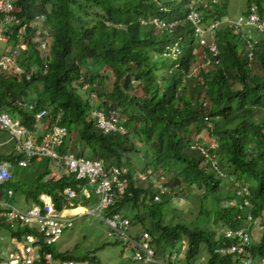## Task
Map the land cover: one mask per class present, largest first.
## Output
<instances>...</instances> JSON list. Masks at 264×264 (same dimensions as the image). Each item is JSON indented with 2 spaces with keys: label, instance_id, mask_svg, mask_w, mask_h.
Masks as SVG:
<instances>
[{
  "label": "trees",
  "instance_id": "trees-1",
  "mask_svg": "<svg viewBox=\"0 0 264 264\" xmlns=\"http://www.w3.org/2000/svg\"><path fill=\"white\" fill-rule=\"evenodd\" d=\"M252 1L260 3L264 13L263 0H247V8ZM189 4L190 0H15L17 14L27 24L28 48L21 52V64L31 70V77L26 79L24 73L19 83L16 77L0 75V109L22 117L30 128L34 113L25 105L18 108L17 99L49 109L46 121L67 128L61 150L81 155L86 147L88 157L103 159L108 168L130 166V155L137 156L139 168L129 167V188L114 206L149 232L156 258L165 257V244L187 238L186 249L165 252L177 251L176 260L188 264H196L203 254L208 261L202 264H244L240 258L234 262L231 253L220 257L212 252L232 243L217 236L216 227H245L249 213L264 222V33L257 34L253 49L248 43L240 48V35L228 24L221 23L214 32L209 27L212 20L228 14L227 0L210 1L211 7L198 0L204 32L200 37L188 19ZM37 13L45 15L46 32L39 35L30 24ZM92 92L101 110L120 113L118 124L124 132L96 127ZM204 130L209 136L219 135L217 146L195 138ZM0 132L5 148L0 161L13 164L21 155L8 145L9 133ZM46 173L31 180L24 176L19 186L35 200L38 193H48L61 207L56 192L73 180L43 181ZM153 179L167 189L158 201ZM10 185L17 188L16 180ZM180 195L185 198L182 204ZM1 230L9 228L0 223ZM262 239L250 242L251 254L246 256L264 255ZM60 256L100 264L90 253Z\"/></svg>",
  "mask_w": 264,
  "mask_h": 264
},
{
  "label": "clouds",
  "instance_id": "clouds-1",
  "mask_svg": "<svg viewBox=\"0 0 264 264\" xmlns=\"http://www.w3.org/2000/svg\"><path fill=\"white\" fill-rule=\"evenodd\" d=\"M13 4H14V0H12ZM218 2V1H215ZM253 3H257L259 6V14L261 16L262 19H264V13L261 12V5L260 3L256 2V1H252L250 2L248 8L246 9V12H244L243 15H239L237 17H232V16H228V14L223 17L222 19H214L210 22L209 27H211L213 24L217 23L215 27H213V32L215 31V28H217L221 23L224 24H228L230 27L233 28L234 33L243 36L246 35L247 38V43H248V47L252 48L255 45L256 39H254V35H253V30H255V32L258 33H264V30H260L257 29L255 27H244L242 28L240 31L236 32L234 29V22L241 18V17H246L249 12H250V7ZM197 4V2H196ZM196 4L193 5L196 8ZM263 6H264V0L262 2ZM190 8L192 10V0H190ZM205 6H210L211 5L209 3H205ZM15 7V5H14ZM190 10V11H191ZM197 10V9H196ZM15 12L17 14L16 11V7H15ZM42 13H37L36 15H39ZM200 14V13H199ZM18 15V14H17ZM34 15L31 19H30V24H31V20L36 16ZM200 18H201V14H200ZM157 20H154V22H156ZM159 24H161V22L157 21ZM108 24H110L109 22H107ZM201 23H202V19H201ZM203 24V23H202ZM27 25V24H26ZM44 25V23H43ZM207 25V26H208ZM245 29H247V33L245 34L244 31ZM27 32V29H26ZM251 34V37H248V34ZM204 34V32H203ZM27 37V35H26ZM25 44H27V47L24 49H21L20 51V58L18 59V61L11 67L7 68V69H1L0 68V75L4 76L6 78H11V77H16L19 81V83L23 82L22 77L24 75V73L26 75V79H30L31 75L28 73L30 71H26V69L22 66L21 64V52L22 50H26L28 48V40L27 38L25 39ZM13 45H15L14 42L11 43H0V57L8 51V49L12 48ZM47 49V47H46ZM45 49V50H46ZM44 52V51H43ZM47 71V66L43 68V73H46ZM87 85H84V88H86ZM2 92V87L0 86V94ZM92 97L94 99V107L91 110V114L93 116V119L95 120V125L97 128H100L97 124V113L99 111L105 113V114H109L106 113L104 110H101L98 107V102H97V98L94 95V93L92 92ZM36 102H28L25 98L20 97L19 99H17L16 104L18 106V108H22L24 105L29 107V109L32 110V112L34 113V122L32 124V127H28L23 121L24 119L20 116H12V113H10L7 110H1L0 109V113H6L9 115V117L11 118L12 122H13V126L12 127H6V128H2L0 127V130H4L6 132L9 133L10 135V141L12 143H8V145L14 146L15 151L18 153V155H21V157L18 159V161H16L13 164L10 163H5L4 161H0V167L3 168H7V170L11 173V177L5 181H1L0 182V186H3V189L0 191V202L2 204H0V223L6 225V227L9 228L8 232H9V236H10V245L9 246H14V243L12 242L13 239H20L25 241L26 235L30 234L32 235V237H34V244L35 245H40L41 249L40 251H51L54 253V255L57 257V259L59 261L61 260H74L76 262H87L88 264H96V261H91V259L89 258H63L60 255L69 251H64L59 247H56L55 244L57 242H59L64 234V232L69 229L72 228L75 224V220L81 217H84L85 215H90V213L94 214L96 218L100 219L101 221H103L109 228H108V234L109 235H113V236H117V238L119 239H123L126 240L128 242V245L132 248V249H136V253H135V258H136V254L139 253H144L145 251L143 249V245L149 246L152 250H153V257L154 260L159 264H174L177 260H176V255H177V251L173 252V253H167V257L165 255V259H159L156 258L155 256V250L156 248H154V246L151 244V235L149 234L148 231L143 230L141 228L140 232L134 236L132 235L129 231L132 228V223L133 221L131 220V217H128L125 214H122L121 211H117L115 210V204L118 201V198L122 195L126 194V191L129 188V179H128V169L125 166H117V165H110V167L108 168L105 164V162L103 161V159L100 158H91L88 157L86 155L87 153V149L85 147L83 154L79 155L77 154V152L74 151H70L69 149L67 150H61L62 145L64 144V139L66 137L67 134V128L65 126H61L58 125L57 123L54 124H50L48 123V121H46V117L49 114V109L43 107V108H36L38 106L35 105ZM31 105H33L32 107H30ZM45 111V113L41 116L38 117V114L41 111ZM118 118L120 116V113H118ZM59 119V118H58ZM56 122H58V120L55 119ZM41 122L44 123V126L46 125V127L44 128V126H41ZM102 129V128H100ZM121 129H123V132L125 131V128L122 125L118 124V120H117V128L115 130H112L114 132H121ZM103 130V129H102ZM110 132V131H108ZM78 143V142H77ZM2 144L0 143V149H1ZM199 148H203L198 146ZM203 153L206 155V157H211L213 159V165H217V162L214 160V158L212 156H210L209 152L206 150H203ZM46 160V168L43 172L47 171L45 177L43 178V181H48V182H57L59 180L65 179L66 177H70V179L73 180V184L72 185H67L65 186L63 189H58L57 190V196L61 198L63 204L60 206H57V204L54 201V198L52 195L45 193V192H41L38 193V198L37 200H35V198L32 199V195L26 194L29 201H30V206L26 209L21 208L16 206L15 204H13L11 202V198L14 196L15 191L17 188H20V184L23 182L24 176H26V173L23 171L24 168H27L29 166H33L34 163L36 161H44ZM95 160H99L102 161L104 170L108 173L111 174V171L114 172L113 168H117L118 169V173L116 175H118V179H125L127 181V186L124 189L123 192L118 193L117 197H115V200L106 205L103 206L101 208V201H102V194L100 191H98V187L99 185H101V181L102 179H98L99 177H91L89 175H85V176H80V172L83 170V164L87 161H95ZM22 169V170H21ZM150 173V171L147 172V175ZM110 174L107 176L108 179H110ZM141 177L145 178L147 177L145 174L140 173L139 174ZM12 180H16L17 183V188L15 186H11L10 182ZM156 186H158V190L159 193L156 195L155 197V201H158L161 198V195H163V193H166L167 189L164 186V184H162V182L157 181V179H153L152 180ZM113 184L116 183L115 181L112 182ZM21 189V188H20ZM67 189H71L72 191H74V195L70 196L68 195L65 190ZM9 190H11V193H9ZM246 188L243 189V191H245ZM25 192V191H24ZM95 197H94V196ZM97 199V203L96 200ZM178 201L179 203H184L185 202V198L180 195L178 196ZM87 204H93L94 207L92 209H88L87 208ZM246 204H249L248 201H246ZM47 205H51L54 209V213L63 221V227L61 229V232L57 234L52 233L51 236H56L57 238L55 240H52L51 242H48L49 238L51 236H48V234L46 233L45 230H42L38 224L39 220H36V218L32 215L31 211H36L39 210L42 214H45L46 210V206ZM12 209L21 211L25 214H27L29 217L33 216L34 219L30 220L29 222L20 220L19 218H9L8 219V215L7 217L1 215V213L10 211ZM115 215L118 216V218L120 219H124V220H128V224H127V228L124 229L125 235H121L119 233L118 230L112 228V226L110 225L109 220L110 219H114ZM249 215H251L250 213L247 216V226L245 227H241V228H229V227H224V226H218L216 227V230L218 232L217 236H222L225 237L227 239H229L230 241H232V243L228 246H221V247H216L214 248L212 254L213 255H218L220 257H225L226 255H230L229 253L233 254V261L237 262L238 258L242 259L244 261V264H259L260 262H262V258L264 257H255L253 254L251 256H246L247 253L251 254L247 249L251 246V243L248 245L244 246V250L241 251L239 249V244L235 243V239L238 241L239 243V239L237 237H235L234 235H228L229 231H236L238 229H243L245 232H247L250 236V242H260L261 240H263V236H264V222L262 220V218L257 217L256 219H253L252 215L251 218H249ZM257 219H261V229L262 233L259 237L256 236V234H254L252 232L253 230V224ZM23 228H25L26 230H22ZM147 233V236L144 237V234ZM187 238H182L180 240H177L179 242H177V244L174 246V249H186V243H187ZM8 247V246H7ZM7 247L5 249H0L1 251H5L7 249ZM166 251V249H164ZM76 254V253H75ZM142 254V255H144ZM77 255V254H76ZM92 255V254H91ZM95 255V254H94ZM80 256V255H79ZM98 258V257H97ZM99 259V258H98ZM139 261H142L144 263H150L151 261L145 262L141 259L136 258ZM100 261V260H99ZM206 261H208V257L205 256L203 254V256H201V258H199L196 261V264H202L205 263ZM101 264V261H100Z\"/></svg>",
  "mask_w": 264,
  "mask_h": 264
},
{
  "label": "built area",
  "instance_id": "built-area-1",
  "mask_svg": "<svg viewBox=\"0 0 264 264\" xmlns=\"http://www.w3.org/2000/svg\"><path fill=\"white\" fill-rule=\"evenodd\" d=\"M196 1L192 0V10L188 15V19L191 20L196 25V35H203V28L200 25L201 18L199 12L196 10L195 5ZM45 20L44 14L36 15L31 20V26L36 29L37 34L41 32H46L43 28V23ZM157 22V21H156ZM217 23L213 24L210 28L216 26ZM244 27H255L260 30H264V19L261 18L259 14V6L257 3H253L250 7V12L246 17H241L234 22V29L236 32L240 31ZM27 25L22 23L20 17L15 12V7L12 0H0V43H11L14 42L12 48L8 49L0 57V68L7 69L13 66L18 59L20 58L21 49L25 48V39ZM248 37H251V34H248ZM16 41V42H15ZM47 41L44 40L41 43V48L45 51L47 47ZM213 49L216 47L213 45ZM31 105L30 107H32ZM45 111H41L38 114V117H41ZM118 113L112 112L105 114L101 111L97 113V124L105 132L115 130L117 128ZM13 122L8 114L0 113V127H12ZM83 170L80 172V176L89 175L93 178L99 177L102 179L101 185L98 187V191L102 194L101 208L112 203L117 197L118 193L123 192L127 186V181L125 179H118V169L113 168L114 172L111 171V174L104 170L102 161H87L83 165ZM110 174V179L107 176ZM11 177V173L7 168L0 167V182L5 181ZM115 181L116 183H112ZM65 192L73 196L74 191L71 189L65 190ZM11 193V190H9ZM0 204H2L0 202ZM45 214H42L39 210L31 211L32 215L39 220L38 224L42 230H45L48 236H51L52 233H55L56 236L61 232L63 227V221L54 213V209L51 205L46 206ZM1 215L9 218H19L20 220L29 222L34 219L33 216H28L27 214L12 209L7 212H2ZM251 218V215H249ZM112 228L119 231L121 235H125L124 229L127 228L128 220H122L115 215V218L109 220ZM228 235H234L239 239V249L244 250V246L250 244V236L243 229H238L236 231H229ZM51 236L48 242L55 240L57 237ZM147 236V233L144 234V237ZM34 237L28 234L26 235L25 241L18 238L13 239L14 246H8L5 251L0 252V264H88L87 262H76L74 260H61L59 261L57 257L51 251H40L41 246L35 245ZM144 253H137L136 258L141 259L145 262L153 261V250L146 245H143ZM144 254V255H142ZM262 262L259 264H264V257L261 259Z\"/></svg>",
  "mask_w": 264,
  "mask_h": 264
},
{
  "label": "rangeland",
  "instance_id": "rangeland-1",
  "mask_svg": "<svg viewBox=\"0 0 264 264\" xmlns=\"http://www.w3.org/2000/svg\"><path fill=\"white\" fill-rule=\"evenodd\" d=\"M15 1V0H14ZM196 2L198 0H195ZM201 2L209 3L210 1H218L219 4H224V0H200ZM247 9V0H227V11L228 16L237 17L240 14L244 13V10ZM244 33H247V29H245ZM254 39H256L257 33L253 30ZM240 48H243L247 43L246 35L240 36ZM25 48L27 44L24 45ZM39 67L36 66V69ZM31 94H35L34 91H30ZM41 126H44V123L41 122ZM123 132V129H121ZM3 132H0V136H3ZM8 137V136H7ZM199 137H203L205 142H208L211 146H217V138L219 135L209 136L207 131H203L202 133L196 135V139ZM78 141L76 140L75 143ZM142 151L144 153L145 147L141 146ZM130 166H125L127 169L132 167L139 168V161L137 160V156L130 155L129 158ZM42 167H46V160H44L41 164ZM22 170V169H21ZM23 171L26 173L27 179H34V173L36 174V167L29 166L24 168ZM94 196V195H93ZM95 197V196H94ZM13 204L21 208H28L30 206V201L26 195V193L17 188L14 196L10 199ZM96 203H97V199ZM94 207L93 204H87V208L90 210ZM132 215L130 214L129 217ZM261 219H257L253 224L252 232L259 237L262 233L261 229ZM108 226L96 218L94 214L90 213V215H85L84 217L78 218L75 220V224L72 228L67 229L61 240L55 244L56 247L61 248L64 251H71L76 253L77 255L84 256L85 254L96 255L101 264H152V263H144L135 258L136 249H132L126 240L119 239L117 236L108 234ZM141 230V227L138 224H132V228L129 231L132 235L136 236ZM10 236L9 232L6 230L0 231V249H5L9 246ZM175 243H167L165 247H161V251L165 253L166 257L168 256L164 249H174ZM180 250V249H179ZM160 256V255H158ZM164 256V255H162ZM181 257V256H180ZM159 258V257H158ZM159 259H165V257H161ZM174 264H188L184 261H176Z\"/></svg>",
  "mask_w": 264,
  "mask_h": 264
},
{
  "label": "crops",
  "instance_id": "crops-1",
  "mask_svg": "<svg viewBox=\"0 0 264 264\" xmlns=\"http://www.w3.org/2000/svg\"><path fill=\"white\" fill-rule=\"evenodd\" d=\"M5 148L3 146V148L0 149V152L4 151ZM43 161H36L34 163V167H36V174L34 173V177L38 176L41 172H43L45 170L46 167H42L41 164H42Z\"/></svg>",
  "mask_w": 264,
  "mask_h": 264
}]
</instances>
